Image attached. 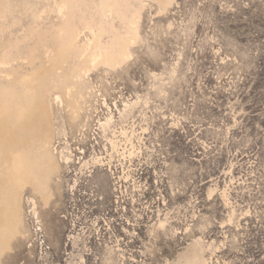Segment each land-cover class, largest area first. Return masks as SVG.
Returning a JSON list of instances; mask_svg holds the SVG:
<instances>
[{
	"label": "rangeland",
	"instance_id": "374dc122",
	"mask_svg": "<svg viewBox=\"0 0 264 264\" xmlns=\"http://www.w3.org/2000/svg\"><path fill=\"white\" fill-rule=\"evenodd\" d=\"M0 264H264V0H0Z\"/></svg>",
	"mask_w": 264,
	"mask_h": 264
},
{
	"label": "bare ground",
	"instance_id": "6f19581e",
	"mask_svg": "<svg viewBox=\"0 0 264 264\" xmlns=\"http://www.w3.org/2000/svg\"><path fill=\"white\" fill-rule=\"evenodd\" d=\"M128 40L130 41V42H133L132 40H133V38L130 36L129 38H128ZM101 55V54H100ZM112 55V54H111ZM128 56V52H127V48L126 47H124V46H122L120 49H119V51H118V53H117V55H116V57L113 59V60H109V59H102V57L101 56H98L97 54H94V53H90V54H87V56H86V63H88V65H90V66H87V67H83L82 69H80L81 70V72H87V71H89L92 67H94L96 64H101V65H103V66H107V67H109L110 69H114V68H116V67H118L120 64H121V62L122 61H124L125 59H126V57ZM107 58H108V56H107ZM83 63H84V65L83 66H85V65H87V64H85V62L83 61ZM5 135H6V138H7V140H8V142L10 143V142H12V140H11V134H10V132H9V130H6V132H5Z\"/></svg>",
	"mask_w": 264,
	"mask_h": 264
}]
</instances>
